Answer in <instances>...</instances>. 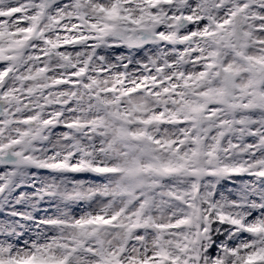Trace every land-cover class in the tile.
Returning <instances> with one entry per match:
<instances>
[{"label": "snow or ice", "instance_id": "1", "mask_svg": "<svg viewBox=\"0 0 264 264\" xmlns=\"http://www.w3.org/2000/svg\"><path fill=\"white\" fill-rule=\"evenodd\" d=\"M0 264H264V0H0Z\"/></svg>", "mask_w": 264, "mask_h": 264}]
</instances>
